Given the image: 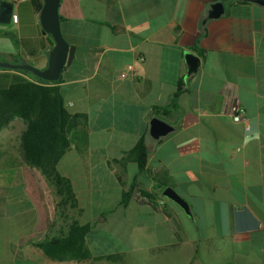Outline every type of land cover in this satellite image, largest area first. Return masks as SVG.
I'll return each instance as SVG.
<instances>
[{"label": "crops", "instance_id": "0c3cea01", "mask_svg": "<svg viewBox=\"0 0 264 264\" xmlns=\"http://www.w3.org/2000/svg\"><path fill=\"white\" fill-rule=\"evenodd\" d=\"M217 2L223 12L213 17ZM13 12L16 23L0 24V60L44 69L54 41L39 13L27 1ZM58 13L75 53L58 82L74 119L56 170L74 203L24 161L25 124L10 120L0 130L16 147L14 156L11 143L0 150V264H138L136 253L157 264H264V5L60 0ZM185 51L199 58L194 72ZM236 103L245 121L232 120ZM152 118L172 131L151 137ZM142 137L140 174L129 151ZM168 186L190 214L162 195ZM75 224L89 226L87 257L59 260L38 245Z\"/></svg>", "mask_w": 264, "mask_h": 264}, {"label": "trees", "instance_id": "16d2710c", "mask_svg": "<svg viewBox=\"0 0 264 264\" xmlns=\"http://www.w3.org/2000/svg\"><path fill=\"white\" fill-rule=\"evenodd\" d=\"M27 1L36 13L42 7V0ZM14 62H19L14 60ZM1 70H8L1 68ZM18 73H0V130L10 121L19 118L25 124L20 136L21 154L26 163L38 168L48 181L53 183L62 202L74 203L69 180L56 170L59 159L68 150L69 131L74 119L63 105L62 94L57 81L43 80L32 72L17 70ZM178 91L170 98V107L175 105ZM167 108H162L166 110ZM138 163L139 172L144 173L147 149L143 137L129 151ZM148 198L153 196L141 192ZM129 194L124 195V200ZM89 226L73 225L65 236L51 238L38 245L44 252L59 260L74 256L87 257L83 248V237Z\"/></svg>", "mask_w": 264, "mask_h": 264}, {"label": "water", "instance_id": "95a60500", "mask_svg": "<svg viewBox=\"0 0 264 264\" xmlns=\"http://www.w3.org/2000/svg\"><path fill=\"white\" fill-rule=\"evenodd\" d=\"M254 2L264 5V0H253ZM42 7L39 12V22L43 33H48L53 41L54 46L49 53L48 63L44 69H39L28 63H14L1 61L0 67L12 70H25L32 72L37 77L47 81H57L62 70L69 66L74 58L75 48L70 45L63 37L60 28V16L58 7L60 0H42ZM13 4L7 0H0V24L7 25L10 23ZM223 12L221 2H217L212 7L211 16L217 17ZM185 60L188 64V72H194L199 65V58L190 51H185ZM172 126L158 118H152L150 121L149 134L153 138H159L172 131ZM162 195L176 202L186 213L190 214L189 206L186 200L182 198L172 187H165Z\"/></svg>", "mask_w": 264, "mask_h": 264}, {"label": "built area", "instance_id": "2783aa9c", "mask_svg": "<svg viewBox=\"0 0 264 264\" xmlns=\"http://www.w3.org/2000/svg\"><path fill=\"white\" fill-rule=\"evenodd\" d=\"M11 2L13 5H15L17 2L22 1V0H7ZM10 22L16 23L17 22V14L15 12H12ZM132 70V65H127L126 68L119 72L120 77H126L128 72ZM232 120L234 122H241L245 121V110L243 107L239 106L237 103L232 105ZM246 129L249 128L248 124L245 125ZM162 203V202H161Z\"/></svg>", "mask_w": 264, "mask_h": 264}, {"label": "rangeland", "instance_id": "374dc122", "mask_svg": "<svg viewBox=\"0 0 264 264\" xmlns=\"http://www.w3.org/2000/svg\"><path fill=\"white\" fill-rule=\"evenodd\" d=\"M14 126H17V122L13 123ZM14 126L10 127L8 129V131L6 132L7 134H9L10 136H12L15 132L14 130ZM4 134V133H3ZM5 141L6 143H11V147L9 148V150L11 151V154L14 156V152L16 150V147L14 145V138L13 137H7L6 135H2V133L0 134V150H1V144L2 142ZM1 154V152H0ZM15 165H18V161H16V163H14ZM61 202V201H60ZM135 258H137V260L139 261L138 264H157L154 260H151L146 254L142 253V254H138L136 253ZM131 263V261H130ZM129 264V262H128Z\"/></svg>", "mask_w": 264, "mask_h": 264}]
</instances>
